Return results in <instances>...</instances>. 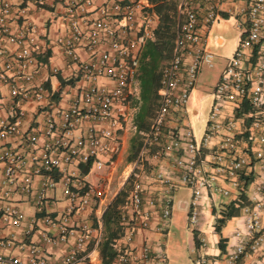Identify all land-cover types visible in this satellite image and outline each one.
Segmentation results:
<instances>
[{"label":"built area","instance_id":"obj_1","mask_svg":"<svg viewBox=\"0 0 264 264\" xmlns=\"http://www.w3.org/2000/svg\"><path fill=\"white\" fill-rule=\"evenodd\" d=\"M151 7L150 0H66L59 14L64 32L55 39L61 70L44 62V28L28 18L25 2L0 0V87L6 91L0 116V264L97 259L101 214L122 187L111 193L109 174L99 173L121 142L135 59L158 22ZM229 15L236 19L234 48L195 135L184 118L188 96L200 70L212 65L206 40L212 23ZM48 72L62 74L64 89L55 93L44 85ZM156 94L141 147L123 176L124 181L135 173L118 212L112 264H165L163 235L179 187L189 190L186 223L198 234L209 201L251 186L225 261L234 264L246 252L264 249V0H178ZM193 114L198 120L197 110ZM55 190L64 204L51 215L45 200ZM13 193L31 197L39 217H27ZM82 214L92 219L78 220ZM205 221L213 226L214 220ZM38 223L43 230L34 240ZM57 244L66 248L52 260L44 246ZM15 246L22 256L9 252ZM195 264L208 262L200 256Z\"/></svg>","mask_w":264,"mask_h":264},{"label":"trees","instance_id":"obj_2","mask_svg":"<svg viewBox=\"0 0 264 264\" xmlns=\"http://www.w3.org/2000/svg\"><path fill=\"white\" fill-rule=\"evenodd\" d=\"M150 1L152 3L151 11L156 14L158 22L150 35L143 40L140 52H138L135 59L133 79L127 90L126 99L131 115L128 123L127 149L122 156L124 164L132 162L141 147L150 112L158 104L156 89L159 83L160 69L169 58L172 47L175 7L178 0ZM65 82L67 80L59 78V87L55 90V93ZM82 169L83 172H86L85 168L82 167ZM134 174H131L125 180L101 214L102 236L98 244L100 264H112L115 255L112 239L118 234V212L128 189L129 179ZM245 204L246 197L244 190L241 189L234 199L212 210L215 215L213 232L218 237L217 244L220 251L224 248L222 245L223 239L220 235L221 227L226 219L236 215L238 209ZM192 236L194 244H200L195 230H192Z\"/></svg>","mask_w":264,"mask_h":264},{"label":"crops","instance_id":"obj_3","mask_svg":"<svg viewBox=\"0 0 264 264\" xmlns=\"http://www.w3.org/2000/svg\"><path fill=\"white\" fill-rule=\"evenodd\" d=\"M23 1L25 2L28 8V11H27L28 18H30L36 24L44 28L43 38L47 44V50H46L47 57L43 58V60H45L44 62L46 63L48 67L56 66L60 68L61 70H64V67H63L64 62L60 55V50H59L58 45L55 42V39L59 37L60 35H62L64 32V28H65L64 23L61 21L59 14H61L66 0H44V2L40 5H36L33 2V0H23ZM213 37L214 38L212 39V42L215 45L219 46L223 43V38L220 35H214ZM206 40L208 44L209 42L208 36ZM224 63L225 62L222 63L221 69ZM200 72L198 73V75L200 74ZM59 78H62V74L61 75L58 74L54 76L48 72V74L46 75L44 79V85L49 89L56 90L59 87ZM64 87L65 86L63 85V89ZM60 89H62V86ZM195 90H196V85L193 88L192 92ZM62 93L63 92H61L60 95H62V97H65V95ZM198 102H199V99H198ZM5 104H6V91L4 88L0 87V116L5 113ZM198 108H199L198 105L197 107H191L190 111L192 112V114L194 113L195 110H197V112L199 113ZM152 111L150 112V115ZM182 114L183 113L181 111L178 114V116ZM185 117H186V108H185ZM10 144L15 145L13 140L10 141ZM90 174H88V179L93 181L94 180L93 176L95 175L92 174V179H90L89 178ZM99 174L101 175V172ZM0 178H1V164H0ZM35 182H36V178L34 179V183ZM250 189H251V186H246L244 190V195L246 197V203L248 202L247 196H248ZM53 193L48 192L49 196L47 197L45 201L47 205V210L51 211V215H56L60 211L61 207L63 206L64 201L61 200V198L57 199L60 196L59 190H55ZM51 195H53L55 199H51L50 197ZM236 195L237 194H232L230 197H227V198L220 197L219 199L211 200L209 201L208 205L204 207L202 221L200 223L201 231L198 232L197 237L199 240V238L202 236L205 241L198 245H195L194 242H192L193 243L192 247L194 248V250H198V253L195 255V258L193 259V264H195L196 259L200 256H204L208 264H227V262L225 261L224 254L227 251V249L233 245L235 241L232 236L233 231L236 228L241 227L240 208L238 209L236 215L225 220L223 226L220 229V235L223 239L222 245L224 247L222 251H220L219 245L217 244L218 237L213 232V228H212L213 226L208 227L207 223H205L206 222L205 220L207 221L208 219L214 220L215 215L212 213V210H214L220 205L227 204L229 201L234 199ZM12 200L17 205V207H19L23 211V213L27 217H31V216L39 217L38 213L36 212L33 206L31 197L20 196V195L13 193ZM177 206L179 207V209H186V205L184 201H179ZM171 215H172V208H171ZM82 219L88 222L92 218H90V216H86V214H82L78 217V220H82ZM42 230H43L42 224L38 223L37 226H34L33 232L31 234L32 239L34 240L37 239L39 236V232H41ZM44 247H45L44 249L51 254L52 260H57L63 253L64 249L66 248V246L63 244H57L51 247H47V246H44ZM88 249L89 248L87 247V250ZM9 252L11 254H15L19 256H22L24 253L23 250H21L17 246L13 247L11 250H9ZM261 263H264V249H258L252 252H246L234 264H261ZM93 264H100L98 251H97V259L94 260Z\"/></svg>","mask_w":264,"mask_h":264},{"label":"rangeland","instance_id":"obj_4","mask_svg":"<svg viewBox=\"0 0 264 264\" xmlns=\"http://www.w3.org/2000/svg\"><path fill=\"white\" fill-rule=\"evenodd\" d=\"M236 32V19L233 15H229L213 22L207 33L209 40L207 46L213 54L212 65L210 67H204L201 70L197 78L196 90L189 93L186 105L185 121L195 135H197V131L200 130L201 126L207 120L212 103V97L209 93L212 91L217 80L222 63L226 61L233 51ZM214 35H220L223 38L221 45L218 46L212 42ZM197 105L199 106L198 120L190 111L191 107H197ZM130 115V109L128 108L127 119L124 121L121 130V142L118 150L110 165L108 164L101 170V175L106 176L109 174V190L111 193L123 185L125 181H123V176L128 171V164L123 163L122 156L127 149ZM89 178L92 179V174L89 175ZM189 195V190L184 187L176 188L172 192V215L168 230L163 235L166 255L165 264H193V259L198 253V250H194L192 247V230L186 223L187 209H179L177 206L179 201L187 202Z\"/></svg>","mask_w":264,"mask_h":264}]
</instances>
